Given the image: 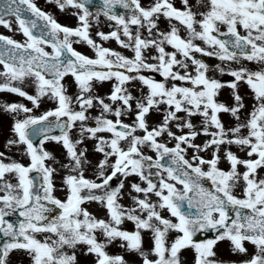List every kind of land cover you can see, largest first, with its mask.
I'll return each mask as SVG.
<instances>
[{"label": "snow or ice", "instance_id": "snow-or-ice-1", "mask_svg": "<svg viewBox=\"0 0 264 264\" xmlns=\"http://www.w3.org/2000/svg\"><path fill=\"white\" fill-rule=\"evenodd\" d=\"M55 3L61 10L68 6L78 10L73 13L76 26L59 23L34 0H0V25L13 30L9 18L14 17V30L24 36L19 41L0 34V76L4 77L0 90L17 93L33 106L46 94L55 103L40 114L21 102L0 104L15 114L13 138L5 147L19 151L24 145L22 151L30 160L25 164L0 151L4 158L0 159V234L4 237L0 264H10L13 250L26 252L30 264H77L79 244L85 245L84 255H93L92 264H128L123 255L106 251V245L116 239L120 247L126 242L127 249L135 250L141 264H181L179 252L186 246L195 251L193 264H237L210 259L215 256L214 244L223 238L231 241L233 251L246 252L243 241L255 245V253L239 264H264V172L258 171L264 169V0H196L203 11H194L189 0H181L182 7L172 0H151L148 5L140 0H99L95 15L90 0ZM117 5L125 11H118ZM101 14L115 27L95 35L104 41L114 38L133 55L92 38L90 20L98 24ZM161 15L168 22L166 30L159 27ZM81 41L93 49L94 56L73 47ZM149 48L154 52L146 54ZM194 52L215 57L228 67L210 66ZM244 61L257 67L250 68ZM143 70H154L163 79ZM210 70L232 78H215L208 75ZM69 73L78 89L75 97L67 95L62 84ZM25 77L33 78L35 94L12 83ZM113 78L106 97L91 94L94 79ZM134 80L147 91L138 89L140 95L134 96L126 86ZM241 83L251 90L253 100L243 120L246 105ZM225 85L232 90L230 104L217 99ZM93 107L99 109L95 116L89 112ZM150 110L162 113L151 127ZM130 112L131 122L122 119ZM221 112L234 117L235 124L226 127ZM196 115L198 124L192 120ZM77 121L79 138L72 140L69 130ZM53 129H59V134H53ZM201 135L207 138L196 142ZM85 137L94 139L95 150L103 154L91 178L84 175L87 149H77ZM48 140L61 142L71 161L61 165L73 173L63 177L62 187L67 189L63 199L53 194L54 169L45 163L53 156L43 147ZM231 145L246 152V158L233 152ZM206 150L210 157L201 155ZM222 156L227 170L219 166ZM238 165H243V172ZM130 174L138 180L129 182L125 193V177ZM114 177L118 182H113ZM241 181L237 195L234 188ZM125 195L127 205L120 202ZM84 201L99 202L105 215H94L82 207ZM125 218L134 222L136 230L122 229ZM208 229L217 233L214 238H193ZM142 231L150 234L148 248L143 246ZM173 231L176 235L170 239Z\"/></svg>", "mask_w": 264, "mask_h": 264}, {"label": "rangeland", "instance_id": "rangeland-1", "mask_svg": "<svg viewBox=\"0 0 264 264\" xmlns=\"http://www.w3.org/2000/svg\"><path fill=\"white\" fill-rule=\"evenodd\" d=\"M175 1L177 2V4L182 5L181 0H175ZM34 2L37 4V6L44 9L45 11H49L59 23L67 25V26H76L77 17L73 13L78 11L77 9L72 8L71 6H68V7H66L65 10H61L57 7L55 0H34ZM140 2L143 5L145 0H142ZM189 4L193 6L194 11H203L204 10L202 7L197 6L196 0H189ZM45 7H47L49 10L46 9ZM91 12L93 15H95V10L91 11ZM9 19H11L13 21V30L10 31L8 28L0 25V34L8 35V36L13 37L16 40L23 41L24 40L23 34L21 32L14 30L17 27L15 22H14V17H10ZM98 19L100 21H104V22L99 21V23L97 24V22H93L90 20L89 34L92 36V38L94 40H97L103 46L113 48L117 51H120L124 55H128V56L133 55V52L131 49L123 48L122 46H120L116 42V40L114 38H109L107 41H104L95 35V33L97 31L102 30V31L107 32V31H110L112 27H115V22L111 21L109 19H107L105 21L106 17H104L103 14H101ZM167 23L168 22L164 17H160L158 24L162 30L167 29ZM133 27H135V26H133ZM223 27L224 26L221 25V28H223ZM181 32L182 31L180 28V33ZM121 38L123 39L124 37L121 36ZM196 43H202V42L200 40H197ZM73 47L76 48L78 51L82 52L83 54L88 55L90 57L95 55L93 49L90 48L87 45V43H85L83 41H81L79 43H74ZM47 50L51 51L50 47H48ZM168 50L169 51L172 50L171 46H168ZM148 51L154 52V49H151V50L148 49ZM193 54L196 55L197 57L205 60V62L208 63L210 66L216 64V63H209L206 60V58L211 59L212 58L211 56H205V54H200V53H195V52ZM177 58H179V54H177ZM218 63L221 64L222 67L223 66L228 67L227 64L222 63L220 60H218ZM244 63H246L248 67L253 68V69H255L257 67V65L253 62L244 61ZM231 66L235 67L236 65L232 64ZM2 68H3V65H0V70H2ZM189 68L190 69L192 68L191 64H189ZM208 75L213 76V77L218 78V79H221V80H227V78H229V76H230L227 73H220V72L215 71V70H210L208 72ZM3 82H4V77L0 76V83H3ZM114 82H115L114 78L111 80H104V81H98V80L94 79L91 82L92 83L91 94L106 97L107 93H109L111 91V85ZM171 82L172 81H169L168 83H171ZM12 83L13 84H19V86H21L29 94H35V85L33 83L32 77H25L24 80L21 82L13 81ZM178 83H181V82H178ZM62 84L66 88V94L67 95L75 97V95L78 94L76 82H75V80L71 74H66L62 78ZM126 86L128 87L129 91H131L132 93H133L132 88L135 87V92L138 93V95H140V91H138V89H140L141 91H144V92L147 91L146 86H142L140 84L139 80H134L130 83L128 82ZM239 91L244 96V102L246 105L245 109H243L241 111V120H243L247 111L250 110V107H251L253 100H252L251 90L248 89L246 84H243V83L239 84ZM231 93H232V90L228 86L225 85L219 90L218 95H217V99L222 101V102L230 104L232 102ZM221 96L224 99H222ZM4 102H21V103H24L27 107L32 108L33 114H40L43 111L47 110L48 108L55 106L54 101L47 94L43 97H40V102H39L38 106H33L31 101H29L25 97L20 96L17 93H13V92L8 91V90H0V104H3ZM106 102H110V101H108L106 99ZM113 106H115V105H113ZM134 106L135 105L133 102V107ZM74 107H78V105H75ZM98 111H99V109L97 107H93V108L89 109V112H91L92 116H95ZM14 115H15L14 113L5 111L2 107H0V151L5 152L6 156L11 158V159H15V160H18L22 163L27 164L30 162V160H29V157H27L22 151V149L24 148V145L19 146V148L21 149L19 151L17 150V148L15 146L11 147V149L5 147L6 141L8 139L13 138L11 126L13 123ZM20 115L23 116V113H21ZM178 115H183V114L178 113ZM219 115H220V118L226 127L233 126L235 124V118L232 117L229 113L221 112V113H219ZM122 119H124L127 122H131V120L133 119V115L130 112L127 116H122ZM160 119H161V115L158 114V117H157L153 110H150V113L147 115V122H148L149 127H151L155 123L159 122ZM192 120H193V123L198 124L200 121V118L194 117V118H192ZM90 123H94V121H90ZM173 131H175L174 127H173ZM69 133H70V139L76 140L79 138V121L75 122V127L73 129H70ZM99 134L100 135H109L108 133H103V132L99 133ZM140 134H142V133H140ZM162 138L166 139L167 138L166 134ZM206 138L207 137L201 135L197 138L196 142H198V143L202 142ZM94 146H95V140L92 138H88V137H85V139L80 144L77 145L78 150L80 148H86L87 149L85 152V159L88 162L86 164H84L83 167H84V175L86 177H89V178H91L93 176L95 169H96V165H97L99 159H101L102 155H103L99 151L95 150ZM43 147L53 154V156L51 158L45 159V163L47 165H51L52 168L54 169V171L52 173V181L54 184L53 194L56 195L58 198L63 199V198H65V194L67 191L66 188L62 187L63 177L66 174H73L70 172L69 168H65V167L61 166V165H66V164L71 163L70 158L67 155V150L64 148V146L61 142H57V141H53V140L46 141L44 143ZM230 148L238 156H240L242 158H246V155H247L246 152L240 151L236 145H231ZM142 150L145 152H148L149 154L154 155L147 148H143ZM188 151L190 154L192 150L189 149ZM201 155H204L205 157H210V152L206 150L205 152H202ZM0 159H4V158L0 157ZM5 162H9V160L5 159ZM219 166L226 169V170L229 167L228 162L223 158V156L221 157V160L219 162ZM238 170L243 172L244 171L243 165H238ZM258 171L264 172V169H259ZM5 176L7 178L14 179L13 177H10L9 174H7V173L5 174ZM137 180H138V177L135 176L134 174H130L128 177H125V184H124L123 191L125 193H127L128 187H129V182L137 181ZM177 187H180V186L177 185ZM241 189H242V181L237 183L236 187L234 188V193L239 195L241 193ZM2 194L3 193L0 192V195H2ZM152 198L155 199L154 196ZM120 202L122 204L127 205V204H129L130 201H129V198L127 197V195H125V197H123ZM82 207L87 208L94 215H97V216H104L105 215L106 210L104 209V207L99 202L84 201L82 203ZM162 214L166 215V216L168 215V213L166 211H163ZM127 222H130L133 224L134 229L132 231L136 230L134 222L127 220L126 218L121 225L122 229L126 230ZM149 235L150 234L148 232L142 231V239H143L144 248L149 247ZM175 235H176V233L173 231L169 234V238L170 239L174 238ZM98 236H99V234H98ZM37 238L42 239L43 237H42V235H38ZM120 243H121V241L119 239H116L112 243L106 245V251L109 254H113V255L114 254L123 255L125 260L128 261V264H141V258L139 257L138 253H136L135 250L127 249L126 242H125L124 247H120ZM242 243L244 244V247L246 248L245 253L240 252V251H233L232 246H231V241L227 238H223L221 240H218L213 246V251L215 252V256L210 257V259H216L218 261H235V262H237V264H239L240 261L245 260V259H249L251 257V255L254 254L256 251L255 245L252 244L251 242L243 241ZM84 247H85L84 244H79L76 248L77 264H92L94 257L92 254L84 255L83 254V248ZM69 251H71V249H69ZM179 257H180L181 264H193L194 257H195V251L191 246H186L185 248H182L180 250ZM150 258H155V257L151 256ZM9 262H10V264H30V257L24 251L13 250L9 256Z\"/></svg>", "mask_w": 264, "mask_h": 264}, {"label": "water", "instance_id": "water-1", "mask_svg": "<svg viewBox=\"0 0 264 264\" xmlns=\"http://www.w3.org/2000/svg\"><path fill=\"white\" fill-rule=\"evenodd\" d=\"M97 1L99 3V0H97ZM116 9L119 11L120 9H123V8L120 5H117ZM56 132H59V129H53V133H56ZM30 175H34V173H30ZM216 234H217L216 232L211 231V233H209V234L202 235V236H194L193 238L194 239H209V238H214ZM0 235H2V234H0ZM3 240H4V238H3ZM3 240L0 237V243H2Z\"/></svg>", "mask_w": 264, "mask_h": 264}]
</instances>
